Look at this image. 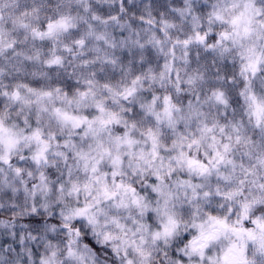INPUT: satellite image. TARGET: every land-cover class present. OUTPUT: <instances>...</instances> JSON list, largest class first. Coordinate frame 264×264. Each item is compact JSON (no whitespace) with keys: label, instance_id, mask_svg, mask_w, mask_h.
I'll list each match as a JSON object with an SVG mask.
<instances>
[{"label":"clouds","instance_id":"clouds-1","mask_svg":"<svg viewBox=\"0 0 264 264\" xmlns=\"http://www.w3.org/2000/svg\"><path fill=\"white\" fill-rule=\"evenodd\" d=\"M0 264H264V0H0Z\"/></svg>","mask_w":264,"mask_h":264}]
</instances>
